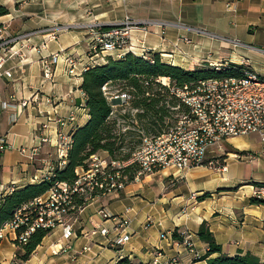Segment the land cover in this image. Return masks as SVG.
Returning a JSON list of instances; mask_svg holds the SVG:
<instances>
[{"label":"crops","instance_id":"crops-1","mask_svg":"<svg viewBox=\"0 0 264 264\" xmlns=\"http://www.w3.org/2000/svg\"><path fill=\"white\" fill-rule=\"evenodd\" d=\"M0 7L8 11L0 17V29L10 38L56 24L69 28L55 32L53 41L44 42L43 33L17 40L12 43L17 56L2 65L0 140L7 148L0 154V198L40 184L48 175L55 149L41 138L48 135L54 143V120L73 111L75 119L64 129L69 135L87 121L80 76L65 73L62 55L52 66V77L44 78L38 54V48L46 55L62 52L79 69L90 65L88 34L68 26L75 20L105 25L129 17L150 22L144 30L130 32L137 57L157 54L162 63L182 69L234 65L264 77V0H0ZM225 146L235 155L227 153L218 170L165 169L91 198L71 216L69 240L55 228L24 263L15 261L17 249L10 235L0 242V264H114L118 259L151 264L173 258L176 264H206L202 258L207 246L197 237L203 222L221 255L248 253L263 262L264 206L250 205L249 199L264 187V142L249 135L229 139ZM120 220L126 223L123 227ZM102 229L106 235L99 233ZM173 232L181 241L183 233L191 236L197 259ZM123 236H128L123 244H111Z\"/></svg>","mask_w":264,"mask_h":264},{"label":"built area","instance_id":"built-area-1","mask_svg":"<svg viewBox=\"0 0 264 264\" xmlns=\"http://www.w3.org/2000/svg\"><path fill=\"white\" fill-rule=\"evenodd\" d=\"M147 25H150V22H139L129 17H125L119 22L105 24V26L99 23L94 24L87 40L91 63L80 69L70 55H64L62 52L46 55L42 53L41 48H38L43 77L46 79L52 77V66L59 62L62 55L63 58L61 57L60 62L65 73L74 78L80 76L88 66L103 62L106 57L121 59L127 53L134 54L133 46L130 43V32L139 27L144 30ZM103 27L108 29L100 31L99 29ZM62 29L66 30L67 27L53 26L18 38H6L0 29V50L4 51L0 56V71L7 58L17 56L12 43L35 33H43L44 42L53 41L56 39L55 32ZM184 41L188 42L186 39ZM226 68V66H215L216 71ZM3 75L9 76V72L5 71ZM168 91L178 102V105L171 109L178 111L179 105H182L187 109V112L177 114L172 126L166 132L157 136H142L139 147L123 163L108 161L106 157L101 158L99 154L90 156L87 161V170L82 168L75 170L77 181L73 185L56 182L44 196L19 207L15 211L13 219L1 226L0 242L11 235L13 244H25L35 230L49 229L53 231L57 227L62 230V238L69 240L72 235L69 221L73 211L80 210L75 206L73 197H82L87 202L91 199L92 193H95L97 197H103L122 189L127 178L120 176L119 172H114V169L122 170L129 166H135L136 172L133 181H138L142 176L165 169L184 172L205 165L210 166L214 160L225 155V144L232 138L256 135L261 142H264V77L243 69L238 78L209 79L198 82L194 87L172 88ZM102 92L111 105V116H114L118 106L126 107L131 100V96L127 92L110 93L106 87L102 88ZM124 111L123 109L121 112ZM130 112L134 114L136 110ZM74 119L75 114L71 111L65 119L54 120L57 128L54 143H51L48 135L41 138L42 143H49L55 149L56 161L55 164L49 165V173L44 179L49 180L53 177L54 167L65 165L67 153L71 147V136L64 129ZM6 148L5 141L0 140V154ZM85 184L89 187L90 195L83 194L82 187ZM190 198L194 200L195 195L192 194ZM252 198L264 200V187L255 189ZM101 213L104 218L108 217L106 213ZM125 224L124 220L119 221V227H123ZM99 233L106 235L107 231L102 229L99 230ZM182 236L180 245L184 246L189 254L197 259L198 255L194 252L190 241L191 236L187 233H183ZM165 237V234L160 235L162 239ZM127 239L128 236L117 237L111 244L121 245ZM114 264L129 263L118 259ZM151 264H176V261L174 258L164 262H158L155 259Z\"/></svg>","mask_w":264,"mask_h":264},{"label":"trees","instance_id":"trees-1","mask_svg":"<svg viewBox=\"0 0 264 264\" xmlns=\"http://www.w3.org/2000/svg\"><path fill=\"white\" fill-rule=\"evenodd\" d=\"M7 14L8 11L0 7V17ZM107 29L103 27L99 30ZM241 72L242 69L234 65H229L225 70L219 71L206 67L199 68L196 65L182 69L162 63L157 54H150L146 58L137 57L132 53L125 54L121 59L106 57L102 63L88 66L80 74L79 87L85 98L84 109L87 121L71 133V147L67 153L65 165L54 167L53 177L49 180L44 179L40 184L27 185L0 198V228L13 219L15 211L19 207L44 196L54 183L73 185L77 181L75 170L77 168L87 170V161L90 156L103 153L108 161L117 163L127 161L134 150H130L121 157L118 155L126 146L125 140L132 137L134 132L132 130L122 132L121 127L124 125L136 129L140 135L143 133L157 136L166 132L172 126L177 114L187 112V109L182 105H179L178 111L171 109L176 107L178 102L169 94L168 90L194 87L198 82L209 79L238 78L241 76ZM113 86L130 94L131 100L123 113L121 111L125 106H118L114 116H111V105L104 96L102 88ZM131 110H136V113L131 114ZM140 142L141 139L137 143L140 144ZM134 168L135 166H129L113 171L121 173L122 176L128 174L126 182L128 184L133 181L136 172ZM254 186L261 187L259 184H254ZM95 196V193L91 194V198ZM73 202L78 209L83 208L86 204L82 197L78 196L73 197ZM249 204L264 206V200L250 198ZM76 212V210L73 211L72 215ZM51 232L49 229H37L28 237L25 244L15 243L17 248L15 261L17 263L26 262L43 238ZM172 235L173 238L181 241L174 232ZM197 237L207 246V251L202 258L206 264H264V261L260 262L248 253L233 257L221 255V248L216 244L213 234L205 222L200 225ZM214 254H218V256L212 258L211 256Z\"/></svg>","mask_w":264,"mask_h":264},{"label":"rangeland","instance_id":"rangeland-1","mask_svg":"<svg viewBox=\"0 0 264 264\" xmlns=\"http://www.w3.org/2000/svg\"><path fill=\"white\" fill-rule=\"evenodd\" d=\"M91 17V15H89V16H87V18H90ZM69 23V22H68ZM63 24H67V23H63ZM94 24H98L97 22H93V21H91V19H85V20H75V21H73L71 24L69 23V25L68 26H71L70 28H73V31H75V32H78V31H82V32H86V34H88L87 36L89 37V35H90V33H91V29H92V26L94 25ZM54 26H57V27H60V26H62V25H59V24H56V25H54ZM66 26V25H65ZM67 29H69V28H67ZM4 36H6V35H4ZM6 38H8V36H6ZM10 38V37H9ZM11 38H13V37H11ZM87 52H88V49H87ZM3 53H4V51H3ZM2 55V53L0 54V56ZM59 63V62H58ZM57 63V64H58ZM61 63V62H60ZM76 66H77V63H76ZM87 66V65H86ZM85 66V67H86ZM106 90L108 91V92H110V93H116V92H118V93H122L123 91H121L119 88H117V86H113V87H106ZM124 110H126V107L125 108H123ZM122 113V112H121ZM131 114H133V113H131ZM175 118H176V116H175ZM168 123H170V121H168ZM125 124V123H124ZM123 124V125H124ZM173 124V123H172ZM126 130H132L133 132H134V135H132V137H129V138H127L126 140H125V147L121 150V154L120 155H118V157H121V156H123L124 154H127L130 150H135L136 148H138L139 147V145L140 144H138L137 142H139V139H141L142 138V136H145V134H143V133H141V135H140V132H137V130L136 129H133L132 127H130V126H128V125H124L123 127H121V131L122 132H125ZM141 136V137H140ZM237 138H240V137H237ZM232 145H237V144H234L233 142H232ZM225 155H222V157L220 158V159H216V160H214L213 161V163L210 165V166H208V165H205L203 168H207V169H209V168H211L212 170H218V169H220V168H222L225 164H224V160H225V158H226V154L227 153H229V154H231V155H235V153L229 148V147H227V146H225ZM99 156L101 157V158H105L106 156H105V154H103V153H99ZM52 161L54 162L53 164H55L56 163V161H55V157H52ZM209 161V160H208ZM207 161V162H208ZM135 170H136V167L134 168ZM119 175L121 176V173H119ZM125 177L126 178H128L129 177V175L127 174V175H125ZM82 190H83V194L84 195H90L91 193L89 192V187L85 184V185H83V187H82ZM17 249V248H16Z\"/></svg>","mask_w":264,"mask_h":264},{"label":"water","instance_id":"water-1","mask_svg":"<svg viewBox=\"0 0 264 264\" xmlns=\"http://www.w3.org/2000/svg\"><path fill=\"white\" fill-rule=\"evenodd\" d=\"M105 26V25H104Z\"/></svg>","mask_w":264,"mask_h":264}]
</instances>
